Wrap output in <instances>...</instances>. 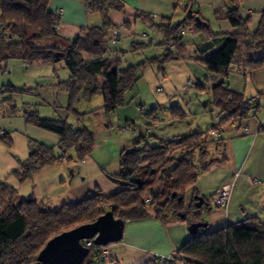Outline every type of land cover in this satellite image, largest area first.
Returning a JSON list of instances; mask_svg holds the SVG:
<instances>
[{"label": "trees", "instance_id": "obj_1", "mask_svg": "<svg viewBox=\"0 0 264 264\" xmlns=\"http://www.w3.org/2000/svg\"><path fill=\"white\" fill-rule=\"evenodd\" d=\"M50 1L0 0V70L6 69L11 59H20L25 64L64 62L70 75L60 80L59 85L69 94L66 109L76 117L86 115L76 107L82 95L89 100L97 95L103 97L104 105L91 113L97 114L99 110L108 114L116 112L130 102L128 93L135 91L147 63L163 69L167 62L180 59L186 53L180 29L187 19L197 33L226 37L217 50L201 60L210 77L212 106L220 111L219 122L225 125L237 121L239 127L246 126L245 121L251 113L260 110L258 100H247L243 93L226 87L222 79L234 67H244L250 72L264 67V10L258 28L252 32L251 17L243 18L240 14L242 0H224L214 14L217 19L228 20L238 30L223 34L210 28L202 16L191 15L195 3L187 0L189 15L185 19L176 25L166 21L153 24L163 36L160 44L164 46V52L158 57L122 68L119 55L108 54L110 44H107L111 30L119 27L111 21L110 12L125 11L122 0H84L89 12L101 13L104 23L84 28L73 39L56 29L61 13L49 9ZM172 1L177 8L180 0ZM136 17L153 21L150 15L144 13H137ZM152 43L153 39H150L147 45L140 42L135 47L141 49ZM166 44H175L177 49L172 50ZM100 77L104 78L103 82ZM198 86L204 87L201 82ZM173 113L185 116L180 104L174 105ZM24 114L27 122L59 135L61 154H56L54 145L31 139L28 158L21 160L19 167L13 171L20 181L30 179L42 168L67 158L72 150L77 160H84L93 152L96 135L90 128H75L64 119L44 118L37 109H26ZM150 120L148 126L152 124ZM214 128H217L216 123L207 131H193L173 139L160 140L158 144L149 142L148 136L153 128L147 129L134 142L132 149L122 150L121 171L108 174L109 179L120 187L112 195H105L99 190L81 201L64 203L52 209L36 198H21L13 186L0 182V264H32L49 239L93 222L109 210L116 218L124 220L154 216L163 222L181 218L188 225L205 221L202 211L205 207L211 208V202L205 197L203 206L198 207L196 196L199 192L193 185L198 181L201 170L220 159V154L209 156V141L224 152V139L210 135ZM4 140L11 145L9 137L5 136ZM149 194L153 197L150 203L146 198ZM180 214L185 216L182 218ZM88 249L89 253L81 264H96L100 257L99 247L94 245ZM176 253L189 264H264V221L252 216L212 231L200 228L197 233H189ZM142 264L154 262L150 258Z\"/></svg>", "mask_w": 264, "mask_h": 264}, {"label": "rangeland", "instance_id": "obj_2", "mask_svg": "<svg viewBox=\"0 0 264 264\" xmlns=\"http://www.w3.org/2000/svg\"><path fill=\"white\" fill-rule=\"evenodd\" d=\"M152 1L154 0L150 2L148 0L142 1V4L149 7V9H145L144 6L138 9L125 4L123 13H126V15L132 16L133 14V17H136L137 13H144L150 15L153 21H143L136 17L137 24L133 27L132 38L123 35L121 40L109 45L108 54H118L122 62V68L130 64L144 62L148 57H158L164 52V46L158 42V38L163 39V36L156 31L153 24L166 21L176 25L189 15L186 7L184 8V4L187 6V0H180L177 8L174 7L172 0H170L167 7L160 6ZM193 1L195 9L201 11L202 17L207 20L210 28L216 31L219 26L215 22L217 18L209 0ZM94 17H96L94 25L104 23L100 14H96ZM194 32L189 29L184 36L186 44H188V51L180 60L188 59L190 54L193 53L190 48L196 43L195 33L197 32ZM144 33L148 36H143ZM151 38L154 46L135 49L134 43L144 42L147 45ZM160 51L163 52L159 55ZM171 62H177V60L167 62L165 68ZM199 62L202 64L200 59ZM150 67L155 71L158 66L155 67L154 64H151ZM143 71L144 76L139 80L135 91L128 93L130 99L128 104L110 114L105 110H99L97 114H94L91 112L100 109L104 105L103 97L97 95L89 100L82 95L76 107L86 115L78 118L66 109L69 94L59 85L60 80H65L70 75V71L64 62L25 64L20 59L9 60L6 69L2 68L0 70V182L16 187L23 198H36L43 202L45 206L55 208L54 206H59V203L65 200L76 182L82 181V177L91 178L101 173L102 168H105L111 174L120 172V153L122 149L132 146L139 136L147 131L149 128L148 122L150 121L148 119L158 123V127L153 128V132L148 136L149 142L152 144H158L160 140L173 139L176 135H187L197 130L207 131L220 119L217 114L220 112L218 109L210 106L207 109L205 108V104L213 97L212 86L210 77L200 68H196V73L189 77L193 82L192 84H188V79L187 85L177 84L180 86L176 92V98L180 103L176 99L169 100L156 111H153L152 108L157 106V102L161 98L158 97L161 94L156 91V85L158 84L151 71L146 72V68ZM100 80L103 82L104 78L100 77ZM199 82L204 87H199ZM260 99L259 96L258 101ZM175 101L176 103H173ZM177 103L184 107L182 108L185 111V116L174 115L173 107ZM139 104L143 105V113L138 109ZM30 108L37 109L39 115L44 118L64 119L75 128L86 126L95 132L96 145L90 156L91 158L81 167V173L77 175L78 179H71L67 170L68 164L74 162H68L67 160L70 156L73 157L72 160L75 159L74 150L67 154V158H62L42 168L32 178L25 181H20L13 174L14 169L19 166L18 161L28 158L31 139L54 145L56 154H61L58 147L59 135L56 132L26 121L24 112ZM152 112L153 114L150 115ZM257 116L259 118L264 116V99H262V106L257 112ZM128 124H130V127H127ZM230 125L232 126V122L225 124L224 127L228 128ZM5 136L11 139V145L5 142ZM208 146L210 149L209 156L217 154L222 156V149H217L213 141L210 140ZM83 167H86V171H83ZM215 167L217 165L214 163L207 167L206 170H209V172L206 175L205 170H201V175L193 188H197L199 192L200 190L205 192L204 190H208L210 186L212 187L214 182L220 179L222 173ZM103 172L107 173L104 170ZM157 189L158 187H156ZM146 198L148 203L153 199L150 194ZM207 210L206 207L203 208L204 212H207ZM185 228L188 230V223ZM206 230L211 231L209 225ZM119 243H111L107 247L112 248L113 245ZM123 258L113 259L111 264H142V262L133 263L135 259L130 257V252L126 253Z\"/></svg>", "mask_w": 264, "mask_h": 264}, {"label": "crops", "instance_id": "obj_3", "mask_svg": "<svg viewBox=\"0 0 264 264\" xmlns=\"http://www.w3.org/2000/svg\"><path fill=\"white\" fill-rule=\"evenodd\" d=\"M122 1L127 6L137 7L138 9H141L144 6V4H142L143 0ZM148 1L150 2L151 0ZM223 1L224 0H209V3L214 11L216 8L222 6ZM152 2L167 7L170 0H154ZM144 7L145 9H149L147 6ZM185 7L184 4V8ZM49 9L53 12L59 11L61 13V25L59 31L68 38H75L84 28L91 27L92 25L100 26L99 24L94 25L93 23L96 21V17L94 16H96V14L101 15V13L89 12L84 0H51ZM263 10L264 0H242L240 14L243 18L251 17L250 29L252 32L258 28ZM193 12L196 15L202 16L201 11L199 10L194 9ZM110 19L114 24L119 26L118 28H120L122 32V36L118 40H121L123 35H127L126 37L133 36L134 32L132 30L134 25L136 26L137 24V18L133 17V14L132 16H128L126 13H123V11L111 10ZM215 22L219 26L215 31L217 33L230 34L235 33L238 30L237 27H234L226 19H216ZM225 39V35L210 37L195 33L196 43L191 46L190 49H192L193 53L190 54L188 59H176L177 62H171L166 68L164 65L163 69H160L154 64V66L157 67L155 71L150 67L151 63H147L143 70L146 68V72H152L156 83L158 84L156 85V91L161 94L158 95V97L161 98L157 102V106L153 107L152 110L158 109L169 100L176 99L178 101V98H176V92L179 90L178 87L180 85L177 84L182 83L187 85V79L188 84H192L189 83V80L191 79H189V77H192L196 73V68H200L209 76L208 71L199 62V59H205L211 52L217 50L225 42ZM161 41L162 39L158 38V42ZM182 42L185 45V50L187 52L188 44H186L184 37ZM137 43H134V46ZM152 45L153 43L149 46ZM162 52L163 51H160L158 54L160 55ZM148 59H151V57H148ZM222 80L226 87L243 93L245 98L249 101L258 100V97L260 96L261 101L259 100L258 102H260V105L262 106V99H264V67L252 72L244 67H234L233 71ZM212 100L213 97L205 104L206 109L209 106L213 107ZM173 103H176V101ZM178 103L180 102L178 101ZM138 109L143 113V105L139 104ZM257 112H254V114L251 113V116L245 121V125L253 131L251 134L244 135L241 130L231 125L224 129L220 136L225 142L224 152L222 156L219 155V160L213 162L217 165L215 169L222 172L221 177L218 181L214 182L212 187L210 186L208 188L207 186H203L208 188V190H204L205 192H202L201 190L200 192L198 191L199 195L209 199L212 204L207 212H202V216L205 221L208 222L211 231L252 216H256L264 221V116L263 118H259ZM217 114L219 117V113ZM177 136L182 135H176L175 137ZM133 146L134 144L123 149L130 150ZM91 155L84 160H72L73 157L67 159L68 162L74 161L73 164H68L67 166L68 174L71 179H78L77 175H79L78 173H81V167L91 158ZM223 156L225 158H223ZM222 158L223 160L221 161ZM21 160L25 159H20L18 163ZM213 163L208 167L213 165ZM83 169V171H86V167H83ZM102 169L107 172L105 168ZM206 169L204 171L205 175L209 172V170ZM103 170L101 173H98L91 178H88L87 176L82 177V181L76 182L75 186L71 188L69 195L65 197V200L60 202L59 206L54 207L58 208L64 203L81 201L82 199L97 193L99 190L105 195L116 193L120 187L109 179L108 174L111 173L107 172L105 174ZM200 175L201 174H199V177ZM227 183H233V190L229 204L226 208H218L213 205L212 196L220 186ZM14 188L17 190L16 187ZM17 192L19 193L18 190ZM21 198L23 197L21 196ZM190 199L189 196L188 200ZM186 224L187 221L181 218H174L163 222L154 216L136 220H125L124 237L119 244L113 245L112 248H109L110 258L111 260L122 259L126 253L130 252V257L135 259L133 260L135 261L133 263H136L144 262L152 254L171 255L176 252V250L182 246L188 238L189 230H186Z\"/></svg>", "mask_w": 264, "mask_h": 264}, {"label": "water", "instance_id": "obj_4", "mask_svg": "<svg viewBox=\"0 0 264 264\" xmlns=\"http://www.w3.org/2000/svg\"><path fill=\"white\" fill-rule=\"evenodd\" d=\"M197 206L202 207L205 199L197 195ZM183 218L185 215L180 214ZM207 221H195L189 225V233H197L208 226ZM125 220L116 218L112 210L95 221L63 231L48 240L32 264H81L89 253L83 240L93 239L96 245L120 242L124 237Z\"/></svg>", "mask_w": 264, "mask_h": 264}, {"label": "built area", "instance_id": "obj_5", "mask_svg": "<svg viewBox=\"0 0 264 264\" xmlns=\"http://www.w3.org/2000/svg\"><path fill=\"white\" fill-rule=\"evenodd\" d=\"M191 15H195L194 12L191 11ZM61 22L58 23L56 26L57 30H60ZM190 27V28H189ZM194 31L193 26L190 25V20L187 19L185 22V26L180 29V35L185 36L188 32V30ZM122 36V32L120 28H113L109 34L107 44H111L116 42L120 37ZM143 36L147 37L148 35L146 33L143 34ZM166 47H169L172 50H176L175 44H166ZM189 83H193L191 80H189ZM220 119H218L215 123L217 124V128H214L210 131V135L213 138H218L221 136L222 132L224 131L225 127L223 124H221ZM237 121H232V126L238 128L241 130V132L244 135L251 134L253 131L248 126H238ZM158 123L156 121H152L151 126H149V130L157 127ZM233 190V183H227L222 186H220L215 193L212 196V203L214 206L218 208H226L230 201V196ZM83 244L87 247H92L95 244L93 239H86L83 240ZM99 247L100 251V257L96 260V264H110L111 258H110V251L107 245H97ZM152 259L154 264H189L188 261L180 254L174 252L171 255H157L152 254L148 259Z\"/></svg>", "mask_w": 264, "mask_h": 264}, {"label": "flooded vegetation", "instance_id": "obj_6", "mask_svg": "<svg viewBox=\"0 0 264 264\" xmlns=\"http://www.w3.org/2000/svg\"><path fill=\"white\" fill-rule=\"evenodd\" d=\"M195 199H196V198H195ZM197 201H198V200H197ZM197 201H196V202H197ZM202 212H203V211H202Z\"/></svg>", "mask_w": 264, "mask_h": 264}]
</instances>
